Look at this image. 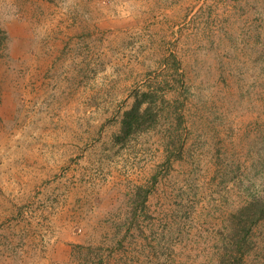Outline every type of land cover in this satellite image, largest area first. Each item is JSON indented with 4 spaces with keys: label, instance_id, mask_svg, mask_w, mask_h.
I'll return each instance as SVG.
<instances>
[{
    "label": "rangeland",
    "instance_id": "rangeland-1",
    "mask_svg": "<svg viewBox=\"0 0 264 264\" xmlns=\"http://www.w3.org/2000/svg\"><path fill=\"white\" fill-rule=\"evenodd\" d=\"M263 197L264 0H0V264H264Z\"/></svg>",
    "mask_w": 264,
    "mask_h": 264
},
{
    "label": "trees",
    "instance_id": "trees-1",
    "mask_svg": "<svg viewBox=\"0 0 264 264\" xmlns=\"http://www.w3.org/2000/svg\"><path fill=\"white\" fill-rule=\"evenodd\" d=\"M145 100L141 99H136L135 100V106L132 108L131 111L126 113V116L124 118L123 122V129L129 130L132 128L133 121H137L140 117L145 118L148 112H150V109L145 110L142 113V107L144 104ZM139 122V121H138ZM240 213L242 216L245 218L247 217L244 221H242V218L240 217L241 222L236 225V227L233 228V231L237 232H242L243 236H246V231L248 232H253V229L257 224L261 221H264V197L261 200H254L253 202L250 203V205H247L243 207L240 210ZM236 250L237 253L236 255L240 257L244 256L245 252L247 251L246 248V241L245 239H240L237 240L236 242ZM220 264H230L226 261V259H222L220 261Z\"/></svg>",
    "mask_w": 264,
    "mask_h": 264
}]
</instances>
